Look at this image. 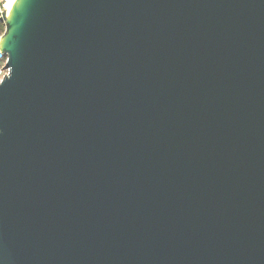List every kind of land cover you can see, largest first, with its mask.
<instances>
[{"label":"water","instance_id":"1","mask_svg":"<svg viewBox=\"0 0 264 264\" xmlns=\"http://www.w3.org/2000/svg\"><path fill=\"white\" fill-rule=\"evenodd\" d=\"M2 20L0 264H264V0Z\"/></svg>","mask_w":264,"mask_h":264},{"label":"built area","instance_id":"2","mask_svg":"<svg viewBox=\"0 0 264 264\" xmlns=\"http://www.w3.org/2000/svg\"><path fill=\"white\" fill-rule=\"evenodd\" d=\"M5 1L6 0H0V22H2L3 25H4V21L2 20V17L3 15L7 16L4 8ZM2 32H0V40L2 37ZM6 63H7V58L0 50V82L3 81L9 75V69L8 67H6Z\"/></svg>","mask_w":264,"mask_h":264},{"label":"bare ground","instance_id":"3","mask_svg":"<svg viewBox=\"0 0 264 264\" xmlns=\"http://www.w3.org/2000/svg\"><path fill=\"white\" fill-rule=\"evenodd\" d=\"M14 2H15V0H6L5 1L4 8H5V12H6L7 16H9V14H10V12L12 10Z\"/></svg>","mask_w":264,"mask_h":264},{"label":"trees","instance_id":"4","mask_svg":"<svg viewBox=\"0 0 264 264\" xmlns=\"http://www.w3.org/2000/svg\"><path fill=\"white\" fill-rule=\"evenodd\" d=\"M4 30V25L2 22H0V32H2Z\"/></svg>","mask_w":264,"mask_h":264}]
</instances>
